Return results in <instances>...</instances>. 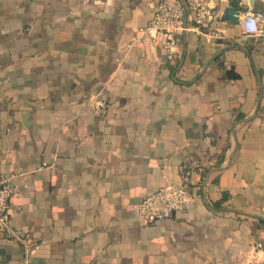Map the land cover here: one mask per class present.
<instances>
[{"label":"crops","instance_id":"0c3cea01","mask_svg":"<svg viewBox=\"0 0 264 264\" xmlns=\"http://www.w3.org/2000/svg\"><path fill=\"white\" fill-rule=\"evenodd\" d=\"M158 1L0 0V174L24 234L0 232V264H248L264 243V37L239 23L264 4L212 0L171 63L140 30ZM183 171L186 209L146 224L133 206Z\"/></svg>","mask_w":264,"mask_h":264},{"label":"built area","instance_id":"2783aa9c","mask_svg":"<svg viewBox=\"0 0 264 264\" xmlns=\"http://www.w3.org/2000/svg\"><path fill=\"white\" fill-rule=\"evenodd\" d=\"M257 1L264 4V0ZM211 3L212 0H159L149 24L140 30L150 35L153 46L162 47L166 51L169 62L175 63L180 57V36L191 30L204 34L208 28L212 19ZM239 23L245 34L264 37L263 9L249 11ZM93 106L98 112H104L110 107L106 100L100 98L94 99ZM14 179V175L0 174V232L23 240L24 234L12 227L11 200L17 191ZM191 195V173L183 171L179 182L159 187L133 208L146 224L152 225L172 219L185 210ZM25 241L28 251L31 244ZM248 257V264H264V243H256Z\"/></svg>","mask_w":264,"mask_h":264},{"label":"water","instance_id":"95a60500","mask_svg":"<svg viewBox=\"0 0 264 264\" xmlns=\"http://www.w3.org/2000/svg\"><path fill=\"white\" fill-rule=\"evenodd\" d=\"M241 11H243V10L238 9V7L236 5L227 6L223 10V19L236 23L239 20V15H240Z\"/></svg>","mask_w":264,"mask_h":264},{"label":"trees","instance_id":"16d2710c","mask_svg":"<svg viewBox=\"0 0 264 264\" xmlns=\"http://www.w3.org/2000/svg\"><path fill=\"white\" fill-rule=\"evenodd\" d=\"M225 76L227 78H239V75L236 72H233L231 70L227 71L226 74H225ZM221 204H222V200L221 201H217V202H215L213 204V208L218 209V210L219 209H222Z\"/></svg>","mask_w":264,"mask_h":264}]
</instances>
